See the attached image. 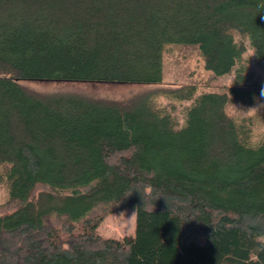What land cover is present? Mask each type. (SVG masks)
<instances>
[{
    "label": "trees",
    "instance_id": "16d2710c",
    "mask_svg": "<svg viewBox=\"0 0 264 264\" xmlns=\"http://www.w3.org/2000/svg\"><path fill=\"white\" fill-rule=\"evenodd\" d=\"M233 32L264 69V0H0V264H264V141H241L226 93L196 97L176 128L152 98L192 86L105 99L24 85L159 86L166 44H197L228 74L246 49ZM257 79L236 70L232 98ZM125 208L134 235L101 236Z\"/></svg>",
    "mask_w": 264,
    "mask_h": 264
},
{
    "label": "rangeland",
    "instance_id": "374dc122",
    "mask_svg": "<svg viewBox=\"0 0 264 264\" xmlns=\"http://www.w3.org/2000/svg\"><path fill=\"white\" fill-rule=\"evenodd\" d=\"M232 36L235 43L243 42L246 49L231 72L224 75H216L205 68L197 44H166L161 51L162 83L159 86L81 82H24V85L47 93H79L105 99H128L135 94L155 89L192 86L194 94L191 100L161 94L152 98L153 106L169 114L176 128L184 125L186 108L191 106L196 97L205 93H226L228 101L225 114L235 122L241 141L254 148L264 141V87L251 100L233 99L230 87L235 85V71L241 68L259 77L257 80L264 86V69L254 59V49L249 38L236 32ZM8 167V164L0 165V207L9 201L5 174ZM134 230L135 211L131 208L108 215L98 227L101 236L119 240L133 236Z\"/></svg>",
    "mask_w": 264,
    "mask_h": 264
}]
</instances>
